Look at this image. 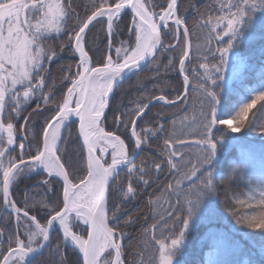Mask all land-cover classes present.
I'll return each instance as SVG.
<instances>
[{
    "label": "snow or ice",
    "instance_id": "obj_1",
    "mask_svg": "<svg viewBox=\"0 0 264 264\" xmlns=\"http://www.w3.org/2000/svg\"><path fill=\"white\" fill-rule=\"evenodd\" d=\"M195 8V5H192ZM156 5L144 0H101L99 5L91 4L81 17L73 7V0H0V197L6 210L15 216L16 232L7 236V248L3 247L4 233L0 231V264H31V260L42 254L50 246V232L57 226L63 233L65 246H70L82 256V264H172V254L182 244L186 231L205 197L215 195L218 182L210 170L216 155L219 135L226 129L239 132L245 128L249 112L258 101H264V91L255 94L250 103L239 107L230 119L218 114L220 103L216 90L218 81L224 79L230 50L252 12L264 10V0H236V3L220 5V14L213 16L212 6L205 12L197 9L198 19L193 29L178 15V0H167L166 7L155 11ZM131 10V25L121 26V14ZM90 12V14H88ZM34 13L38 15L34 16ZM107 18L110 53L107 58L96 54L95 41H89L90 25L98 18ZM69 21L72 23L70 24ZM171 22V23H170ZM127 40L120 46H113L114 35H124ZM182 30V31H181ZM206 30V46L197 44L196 52H203V62L192 69L190 82L186 61H190L191 37ZM52 33L57 36L67 34V41L56 47L48 45L46 38ZM165 39L176 43L165 44ZM223 46L212 47L215 41ZM197 39L199 36L197 35ZM134 43V46H133ZM69 52L78 57V62L59 66L62 73L60 82L68 81L66 93L60 102H53L55 81L49 86L48 65L61 53ZM179 53L178 72L183 78V91H177L173 99L165 95L147 97L136 102L134 108L120 110L113 114L111 123L117 129L105 130L109 122L106 109L110 107V97L130 75L148 66L159 71L160 56L169 54L165 72L173 70L174 55ZM218 62L209 66V57ZM101 64L96 67L94 64ZM197 68L203 69L198 72ZM74 69V71H73ZM32 101L35 107L28 111ZM45 106L41 108V102ZM161 102L177 108L187 109V114L172 120V127L166 129L160 124L155 129L137 131V121L141 120L149 105ZM264 109V105L261 106ZM42 112H47L40 131L30 128ZM72 117L78 118L79 137L82 138L79 155V171L67 161H62L65 141L62 129H70ZM23 120V123H18ZM75 123V121H71ZM264 129V125L260 126ZM118 130L128 133L135 148L129 155L128 146ZM31 133V135H29ZM70 134V133H69ZM164 137L163 150L174 182H168L164 191L168 194L167 207L153 215V222L141 229L143 247L130 253L125 259V248L121 241L127 235L124 228L135 223L133 219L117 221L119 213L137 196L134 184L147 189L150 179L145 178L149 169L137 167L134 163L136 150L142 148L149 137ZM19 139V142H18ZM19 149L18 156L13 155ZM98 153V154H97ZM110 155L109 163L105 157ZM28 159H25V157ZM157 177L162 171L159 163L153 165ZM42 170L47 178L38 186L48 192L53 184H61L62 195L56 192L55 207L49 210L50 219L41 224L35 215H29L31 208L48 207L45 200L29 204L27 193L23 208L17 206L12 189L21 177ZM126 170L128 183L124 188L119 182L120 173ZM120 194V203L113 204L112 197ZM174 197V199H172ZM195 197V199H192ZM251 197L247 204L251 207ZM149 203H152L151 198ZM237 203L245 206L244 200ZM258 207L264 209V191L260 193ZM54 212V214H52ZM235 215V212L233 213ZM147 219V218H146ZM238 223L253 229L264 230V210L253 211L237 217ZM73 227L86 231L87 238L73 231ZM27 237L21 238V232ZM167 233V235H165ZM170 243L166 242L169 241ZM60 256V264H65L59 245L53 250ZM76 264H80L78 260Z\"/></svg>",
    "mask_w": 264,
    "mask_h": 264
},
{
    "label": "trees",
    "instance_id": "obj_2",
    "mask_svg": "<svg viewBox=\"0 0 264 264\" xmlns=\"http://www.w3.org/2000/svg\"><path fill=\"white\" fill-rule=\"evenodd\" d=\"M147 3L149 0H145ZM101 0H73V7L81 17L86 14V8L90 9L91 4L99 5ZM114 2V0H109ZM151 3L156 5L155 11H160L161 6L166 7L167 0H151ZM236 3V0H235ZM180 10L178 15H181L187 26L193 29L195 22L198 19L197 9L205 12L212 6L215 10L212 12L216 16L217 5L215 0H180ZM195 5V8L192 7ZM90 14V12L88 13ZM101 21V20H99ZM71 24L72 22L69 21ZM121 26L124 24L131 25L130 15L124 14L121 16ZM124 35H114L113 46L117 47L121 41L127 40V29H123ZM199 38L206 37L207 33L194 34L191 37L192 47L190 49V61H186L188 67V75L190 82L195 84L193 79L192 69L196 68L198 63L203 62L194 56V41ZM240 39L234 43V51L238 56L244 59L247 63V68L241 72L240 78L236 83L230 84L227 88L221 83L217 84L216 90L219 94L218 113L222 118H226V113L235 109L233 115L243 104L248 103L251 98L247 97V93L254 96L260 91H264V10L254 11L246 18L244 26L241 28ZM204 36V37H203ZM67 34L59 36H50L46 38L48 45L56 47L61 41H67ZM89 41H95L93 45L96 54L90 51L89 55L93 60H97L100 54L107 56V34L105 30V21L96 22L91 28L88 36ZM162 40L165 44L174 41L165 39L162 34ZM176 42V41H175ZM134 46V43H133ZM193 53V54H192ZM113 54V53H110ZM174 55L173 70L165 72V65L168 64L169 54L159 57V71L153 66H148L144 70L132 75L124 82L119 89H116L107 111L109 122L105 124V130L117 129V125L111 123L113 114L119 115L120 110H128L136 106V102L143 100L147 102V97H155L165 95L168 99H173L177 94L176 90L183 91V78L178 72L179 53ZM113 58L115 56L113 54ZM68 63H77L76 57H72L69 52L61 53L49 67V75L47 84L50 86L54 81L56 88L53 92L54 100L49 107H54L62 99V94L66 93L67 87L70 86L68 81L60 82L62 73L59 71V66ZM94 66H102L94 64ZM74 71V69H73ZM198 72H203V69L197 68ZM227 88V89H226ZM37 101H32L28 107L31 111ZM41 108L45 106L42 101ZM230 104V106H229ZM264 101H258L250 110L245 128L239 132L225 133V130L219 135V143L217 145L216 155L211 165V171L217 181L224 179V182H218L215 195L205 197L200 209L193 216L189 228L185 233L182 244L178 249H175L172 254V264H199L202 261L204 250L208 247L215 248V253L221 258L226 257L219 264H239L245 260L248 264H264V230L253 229L247 224L238 223L237 217L253 211L259 212L258 201L261 191H264V140L253 138L259 135L264 138V129L260 126L264 125V109H262ZM228 106V109H227ZM185 114L190 118L193 113L184 109L178 111L177 108L163 105L162 103L153 105L145 112L144 117L137 121V131L143 129H155L160 124H164L166 129L172 127V120L176 119L179 124V119ZM47 112H42L35 120V125H29L36 131H40L41 126L45 123ZM232 115V116H233ZM231 116V117H232ZM18 123H23V120ZM70 133V134H69ZM116 134L121 135V139L125 140L128 146L129 153L133 152V143L129 140L130 130L125 133L123 130H118ZM31 135V133L29 134ZM66 139L61 142V147L64 149L62 161H67L73 166V170L79 171V155L81 153L80 144L77 139L75 125L72 124L70 129L64 131L63 135ZM164 137H149L146 143L142 146L138 156L134 159L137 167L145 166L149 169L148 175L145 177L152 181L147 189L134 184L138 189L137 196L133 201H130L125 208L119 213L117 221L122 227L124 222L133 219L135 223L124 228L127 235L121 241L125 248V259H131L130 253L139 251L143 247L144 237L141 235V229L147 227L153 222V215L167 207L168 194L164 191L168 182H174L173 174L169 171L166 162V154L160 155L163 150ZM19 142V139H18ZM19 149L13 155L18 156ZM27 159V156L25 157ZM154 163H159L162 166V171L157 177V173L153 167ZM47 178V175L40 172H34L27 178L21 177L19 182L13 186L11 198L17 202L18 207L23 208V201L27 193L29 204L38 203L41 199L45 200L48 207L31 208L29 215H35L41 224H46L51 218L48 214L51 208L55 207L56 192L59 190L62 195L61 184H53L52 191L48 192L44 186H38L41 180ZM119 182L124 188L127 187L128 178L126 170H122L119 177ZM251 199V207H248L249 198ZM151 198L152 203H149ZM174 199V197L172 198ZM195 199V197H192ZM238 200H244L245 206L237 203ZM113 204L120 203V194L115 193L112 197ZM235 212V215L233 213ZM54 214V212L52 213ZM147 218V219H146ZM124 220V221H123ZM120 221H123L120 223ZM74 227V230H78ZM0 231L4 233L3 247L7 248V236L9 233L15 234L16 221L15 216L10 211L4 209L2 197H0ZM167 235V233H165ZM21 238L25 239L23 231ZM26 240V239H25ZM51 243L48 248H45L39 256L31 260V264H60L61 257L53 251L57 245L60 246L65 264H76L79 260L76 253L66 247L57 233L53 231L51 234ZM170 243L169 241H166ZM198 248V249H197Z\"/></svg>",
    "mask_w": 264,
    "mask_h": 264
},
{
    "label": "rangeland",
    "instance_id": "obj_3",
    "mask_svg": "<svg viewBox=\"0 0 264 264\" xmlns=\"http://www.w3.org/2000/svg\"><path fill=\"white\" fill-rule=\"evenodd\" d=\"M144 2L147 3L145 0H144ZM215 3H216V5H217V9H216L217 11L215 12V14H216V15H219V14H220L219 9H220V5H221V4L227 5L228 3H235V0H215ZM33 15L36 16V15H38V13H34ZM105 30H106V23H105ZM205 31H206V30H205ZM206 33H207V32H206ZM55 35H56L55 33H52L50 36H55ZM50 36H49V37H50ZM203 37H204V36H203ZM239 37H240V35L238 34L236 40H241ZM227 39H228V38L225 37L224 40L221 42L220 45H217L216 42L213 41V42H212V47H213V48H216V47H219V46H223V45H225L226 42H227ZM235 42H236V41H235ZM173 43H176V42L174 41ZM197 44H199L201 48H204V47L206 46L205 39H204V38H199L198 40L194 41V44H193V45H194V56H195L196 58H198L199 60H200V59L202 60V57H203L204 53H203V52H196ZM118 46H120V44H119ZM118 46H117V47H118ZM113 54H114V53H113ZM192 54H193V53H192ZM107 55H108V54H107ZM218 56H219V54L217 53V58H216V59H212L211 57H209V60H208L209 66H211L212 64H215V63L218 62ZM246 68H247V63H246V61H245L244 59L240 58V57L238 56V53L235 52L234 49L232 48V49L230 50V53H229L228 62H227V65H226L225 72L223 73V75H224V79H223L222 81H218V83H219V84L221 83L223 86H225V87L228 88V87L230 86V84H233V83H236V82H237V80L240 78L239 75H240L241 72H243ZM227 88H226V89H227ZM246 96H247V97H250L251 100L254 99V97H255V95L252 96L251 93H247ZM251 100H250L248 103H250ZM229 106H230V104H229ZM235 106H236V105L234 104V109L232 108L231 111H229L228 106H227L228 112L226 113V115H229V116H228V117L225 116V117H226L225 119H230V118H231V116L233 115V111L237 109V108L235 109ZM238 109H239V108H238ZM237 111H238V110H237ZM218 114H219V113H218ZM220 114H221V113H220ZM220 114H219V115H220ZM234 115H235V114H234ZM222 117H224V115H223ZM64 131H65V130H64ZM64 131H63V133H64ZM226 132H227V133L229 132V133H231V134L235 133V132H231L230 130H226V129H225V133H226ZM62 135H63V134H62ZM253 138L260 139V140H264V138H263L262 136H259V135L253 136ZM134 148H135V146L133 145V150H134ZM136 151H137V153L139 154L140 150H136ZM97 154H98V153H97ZM131 154H132V152L129 153V155H131ZM27 159H28V157H27ZM105 159H107L109 163L111 162V157H110V155H107V156L105 157ZM41 171H42V170H41ZM38 172H39V171H38ZM42 173H44V172L42 171ZM44 174H46V173H44ZM46 175H47V174H46ZM123 221H124V220H123ZM123 221H120V223H122ZM57 229H59L58 226H57ZM57 229H56L55 231H57V233L59 234V236H60V238H61L62 243L64 244V242H63V235H61L60 230H57ZM72 230L75 231V232H77L78 234L83 235L84 238H85V236H86V231H82L81 228H79V229L76 231V230H74V227L72 228ZM25 239H26L25 242H27V237H26V236H25ZM66 247L72 249V250L76 253V255L78 256L79 261H80V257H79V255H78V252H77L76 250H74V249H73L72 247H70V246H66ZM197 249H198V248H197ZM201 258H202V261H201V263H199V264H219L220 262H222L223 260L225 261V259H226V257L221 258L219 254L215 253V248H212V247H211V248H210V247L206 248V249L204 250L203 256H202ZM80 264H81V262H80ZM195 264H196V263H195ZM239 264H248V262L245 261V260H243V261H241Z\"/></svg>",
    "mask_w": 264,
    "mask_h": 264
},
{
    "label": "water",
    "instance_id": "obj_4",
    "mask_svg": "<svg viewBox=\"0 0 264 264\" xmlns=\"http://www.w3.org/2000/svg\"><path fill=\"white\" fill-rule=\"evenodd\" d=\"M179 1L180 0H178V3H179ZM125 12L126 13H128L129 15H130V17H131V10L130 9H126L125 10ZM122 15H124V13H122L121 14V16ZM99 20H104L105 22H106V32H107V37H108V40H109V36H108V31H107V18L106 17H104V18H98V21ZM97 21H94L93 22V25L96 23ZM171 23V22H170ZM91 26L92 25H90V28H91ZM182 31V30H181ZM162 38V37H161ZM108 53H109V49H108ZM109 55V54H108ZM106 58H107V56H106ZM76 59H77V61H78V57H76ZM98 67H101V66H98ZM145 68H147V67H145ZM145 68H143L142 70H144ZM142 70H139V71H137L136 73H138V72H140V71H142ZM136 73H134V74H136ZM134 74H132V75H134ZM132 75H130L129 77H131ZM128 77V78H129ZM181 77H182V75H181ZM128 78H126V79H128ZM125 79V80H126ZM124 80V81H125ZM123 81V82H124ZM115 92V91H114ZM112 96H113V94H112ZM112 96L110 97V101H111V98H112ZM161 102H153L152 104H150L149 105V107H151V106H153V105H156V104H160ZM148 110V109H147ZM146 110V111H147ZM108 111V109H106V112ZM71 121H75V123H71ZM70 124L72 125V124H74L75 125V128H76V134H77V139H78V141H79V144L81 145L82 144V138L81 137H79V121H78V118H76V117H72L71 118V120H70ZM63 129H62V134H63ZM139 150H141V149H139ZM83 155L85 156V158H86V152H83ZM138 156V154L135 156V158ZM40 173L42 172L41 170H38ZM4 209H5V207H4ZM57 229V228H56ZM58 230V229H57ZM52 232L53 231H51L50 232V238H51V234H52ZM85 238H87V233H86V236H85ZM78 255H79V257H80V262H81V264H82V256L78 253Z\"/></svg>",
    "mask_w": 264,
    "mask_h": 264
},
{
    "label": "bare ground",
    "instance_id": "obj_5",
    "mask_svg": "<svg viewBox=\"0 0 264 264\" xmlns=\"http://www.w3.org/2000/svg\"><path fill=\"white\" fill-rule=\"evenodd\" d=\"M59 228V227H58ZM58 230H60V229H58ZM60 232H61V235H63V233H62V230H60ZM77 252H78V250H76Z\"/></svg>",
    "mask_w": 264,
    "mask_h": 264
},
{
    "label": "flooded vegetation",
    "instance_id": "obj_6",
    "mask_svg": "<svg viewBox=\"0 0 264 264\" xmlns=\"http://www.w3.org/2000/svg\"><path fill=\"white\" fill-rule=\"evenodd\" d=\"M105 23H106V22H105ZM92 26H93V25H92ZM92 26H91V27H92ZM106 34H107V32H106ZM107 39H108V37H107ZM108 42H109V40H108ZM107 54H110V52L108 53V51H107Z\"/></svg>",
    "mask_w": 264,
    "mask_h": 264
}]
</instances>
